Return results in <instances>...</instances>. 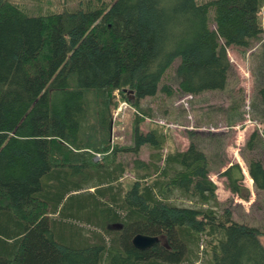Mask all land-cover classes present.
Here are the masks:
<instances>
[{"label": "trees", "instance_id": "obj_1", "mask_svg": "<svg viewBox=\"0 0 264 264\" xmlns=\"http://www.w3.org/2000/svg\"><path fill=\"white\" fill-rule=\"evenodd\" d=\"M262 8L264 0H86L30 15L0 0V264H194L200 248L209 264H264L263 233L218 201L209 157L193 140L168 148L164 126L142 131L149 110L133 119L129 145L110 136L114 92L134 108L171 95L163 77L176 59L179 93L224 89L227 48L262 41ZM256 98L264 123V84ZM259 141L254 131L245 146ZM144 145L149 161L136 157L126 177L118 154ZM246 166L264 191L262 161ZM219 175L249 200L237 162ZM176 195L198 207L175 204ZM136 235L159 241L138 250Z\"/></svg>", "mask_w": 264, "mask_h": 264}, {"label": "rangeland", "instance_id": "obj_2", "mask_svg": "<svg viewBox=\"0 0 264 264\" xmlns=\"http://www.w3.org/2000/svg\"><path fill=\"white\" fill-rule=\"evenodd\" d=\"M10 1L21 5L30 15H43L73 10L86 0ZM261 12L264 26V8ZM263 51L264 34L262 41L254 43L250 49L227 48L233 71L225 88L221 90L205 91L194 96L179 93L174 75V68L178 63L176 59L163 77V83L173 89L171 95L158 91L155 96L141 99L139 108H134L125 105L115 91L114 100L118 104L113 110L114 125L110 136L114 142L129 145L133 119L137 114L143 115L141 110H149L150 115L145 116L140 125L142 131L146 132L153 122L164 126L168 148L183 149L186 148L185 144L188 146L193 140L209 157L211 168L209 178L217 185L216 191L220 202L231 211L234 221L258 228L263 233L261 243L264 246V191L255 190L246 166V158H259L264 166V123L256 98L258 87L264 84ZM254 131L260 137V141L256 149L249 150L245 143ZM150 153V147L144 145L138 155L131 152L118 154L117 160L126 167V177H131L133 160L138 157L143 161H149ZM99 159L100 155L96 154L94 160ZM228 161L240 165L244 175L243 184L249 192L248 201L231 194L225 187V178L219 173L227 167ZM173 202L184 207H198L177 195ZM220 210L222 207L218 208V211ZM196 255L194 264H209L202 253V248Z\"/></svg>", "mask_w": 264, "mask_h": 264}, {"label": "water", "instance_id": "obj_3", "mask_svg": "<svg viewBox=\"0 0 264 264\" xmlns=\"http://www.w3.org/2000/svg\"><path fill=\"white\" fill-rule=\"evenodd\" d=\"M125 92L129 95L128 98L130 100L134 99V95L132 93V90L125 89ZM159 239L157 237H149V236H143V235H136L132 239V245L134 248L138 250H146L154 246L156 243H158Z\"/></svg>", "mask_w": 264, "mask_h": 264}, {"label": "crops", "instance_id": "obj_4", "mask_svg": "<svg viewBox=\"0 0 264 264\" xmlns=\"http://www.w3.org/2000/svg\"><path fill=\"white\" fill-rule=\"evenodd\" d=\"M185 146L187 147V145L185 144ZM183 149H185V148H183ZM228 163V165H230V164H232V162H227ZM227 165V166H228ZM222 172V171H221ZM211 179V178H210ZM212 180V179H211ZM217 186V185H216ZM217 192V191H216ZM216 196L218 197L217 199H218V201H220V197L218 196V192L216 193Z\"/></svg>", "mask_w": 264, "mask_h": 264}, {"label": "built area", "instance_id": "obj_5", "mask_svg": "<svg viewBox=\"0 0 264 264\" xmlns=\"http://www.w3.org/2000/svg\"><path fill=\"white\" fill-rule=\"evenodd\" d=\"M123 102V101H122ZM125 105L127 104L126 102H123ZM160 122V121H159Z\"/></svg>", "mask_w": 264, "mask_h": 264}]
</instances>
